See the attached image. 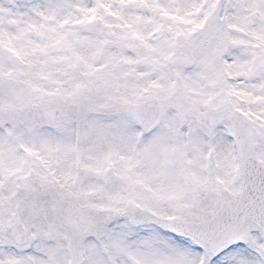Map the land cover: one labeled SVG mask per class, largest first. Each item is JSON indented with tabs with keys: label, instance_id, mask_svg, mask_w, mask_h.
Wrapping results in <instances>:
<instances>
[{
	"label": "snow or ice",
	"instance_id": "snow-or-ice-1",
	"mask_svg": "<svg viewBox=\"0 0 264 264\" xmlns=\"http://www.w3.org/2000/svg\"><path fill=\"white\" fill-rule=\"evenodd\" d=\"M0 264H264V0H0Z\"/></svg>",
	"mask_w": 264,
	"mask_h": 264
}]
</instances>
